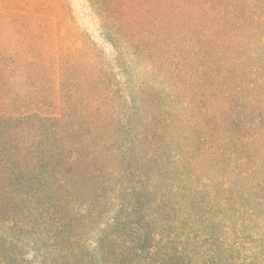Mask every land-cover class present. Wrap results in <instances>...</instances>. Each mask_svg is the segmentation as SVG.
Returning a JSON list of instances; mask_svg holds the SVG:
<instances>
[{
	"label": "rangeland",
	"instance_id": "obj_1",
	"mask_svg": "<svg viewBox=\"0 0 264 264\" xmlns=\"http://www.w3.org/2000/svg\"><path fill=\"white\" fill-rule=\"evenodd\" d=\"M66 1L67 20L56 21V28L68 36L63 44L70 43L71 50L87 51L75 55V66L69 65V54L63 57V93L57 96L51 90V99L32 108L44 115L63 114L52 123L59 131L48 134L54 162L61 156L79 159L59 172L52 162L36 167V174L44 177L31 184L22 180L17 159L7 155L0 176V259L7 264H68L67 250L92 245L96 253L100 248L134 252L143 260L157 235L159 255L167 254L177 264L189 260L177 253L182 247L196 257L199 232L218 244L224 241L222 252L228 256L258 264L264 247V208L258 206V196L264 194V166L258 170V160L264 163V140L236 145L239 128L228 132L220 124L210 131L207 123L211 115L219 121L234 116L251 124L257 119L264 127V22L258 19L263 0H257L255 17L249 19L248 30H240L236 47L212 56L214 61L225 59L230 74L217 76L212 87L203 89L196 77L172 75L163 60L152 64V53L137 52L127 42L108 43L97 33L84 1ZM248 11L254 13L250 7L242 13ZM144 27L143 22L136 32L143 33ZM193 35L200 43L197 33ZM138 37L148 45L147 38ZM182 43L175 39L174 45ZM188 66L195 68L197 62ZM83 78L82 90H69L70 79ZM239 81L243 86L238 87ZM250 82L255 87L246 88ZM227 87L241 90L228 105L235 108L240 100L247 114L236 113V108L229 112L224 101L214 102L206 94L221 97ZM201 107L207 118L196 114ZM31 123L25 125L29 133L16 135V143L33 141ZM229 152L235 156L229 159ZM122 209L134 215L129 222L139 225L119 220L125 216ZM199 215L219 217L218 223L207 226ZM140 231L149 236L146 246L138 241Z\"/></svg>",
	"mask_w": 264,
	"mask_h": 264
},
{
	"label": "trees",
	"instance_id": "obj_2",
	"mask_svg": "<svg viewBox=\"0 0 264 264\" xmlns=\"http://www.w3.org/2000/svg\"><path fill=\"white\" fill-rule=\"evenodd\" d=\"M83 1L85 10L94 21L97 33L102 39L112 45L122 42L131 43L137 52L152 53L156 56H151L152 64L163 60L165 65H169L172 75L182 77L184 74V76L190 75V78L196 77L198 87L202 89L207 86L212 87L217 76L223 73L230 74L225 59L214 61L212 56H223L224 49L236 47L241 36L240 30H248L247 23L249 19L255 17L257 12V0ZM245 7L252 8L254 13L252 11L242 13ZM68 10L69 5L66 0H0V176L3 175V168L9 157L17 159L16 161L21 164L20 170H23L22 180L31 184L41 182L44 177V173L36 174L34 170L36 167L43 169L52 162L55 166L57 165L59 172L64 171L79 159L75 156H61L57 162H54L53 158L56 155L48 151L49 147L53 146L48 134L50 130L56 133L59 131L58 126H52V123L58 121L57 118L63 114L44 115L41 109L32 108L38 102L51 99V90H55L57 96L63 93L64 84H67L62 69L63 57L69 54L67 57L69 65L75 66L77 65L75 55L87 51L83 50L85 47L71 50L70 43L63 44L68 36L57 30L56 21L67 20ZM258 19L264 22V13L259 15ZM143 22L146 27L140 34L149 40L148 45L141 41L138 37L140 34L136 32V27ZM194 32L197 33L200 43L194 42L192 37ZM156 39L159 44L155 42ZM175 39L183 41L181 47L174 45ZM202 43L207 45V49L201 48ZM158 50H160L159 56L156 55ZM186 51H188L187 54ZM191 61L197 62L195 68L188 66ZM88 66L94 67L91 58L88 59ZM70 80L69 90L73 93L79 86V90L85 87V82L83 86L80 85L84 78ZM238 84H240L238 87L243 86L240 81ZM245 87L253 88L255 83L250 82ZM228 90L226 89L221 97L215 93L207 92L206 94L214 102L224 101L229 112L236 108V113L247 114V107L244 104L239 105L240 100L235 108L227 103L232 95L239 94L241 90L239 88L234 91L230 88ZM194 96L191 99H194ZM201 108L200 111L196 110V114L207 118V110ZM208 119H210L207 123L210 131L220 124L226 126L228 132L239 128V131H236L238 133L235 139L236 145L241 143L255 145L257 138L258 142L264 140V127L258 126L257 119L252 123L253 125L234 116H227L228 120L223 121H219L216 115H211ZM29 121H32L31 125L35 127L31 132L33 141H28L26 145L16 143L15 137L19 132L29 133L25 129ZM42 122L49 125L39 124ZM40 139L43 142L36 143V140ZM202 141L201 146L205 150L206 139ZM233 154L235 153L229 152L227 157L230 159L231 156H235ZM263 166L264 163L258 160V170ZM60 182H63V179H60ZM64 183H67L66 179ZM258 206L264 208V194L258 196ZM122 210L125 216L120 217L119 220L128 225H139L138 222H129L134 215ZM183 214L184 212L182 216ZM199 217L207 226L215 225L219 218H207L202 215ZM182 229L181 233L185 232V229ZM139 233L138 241L146 246L149 236L142 231ZM197 234L199 235L195 237L194 245L197 250L196 257L195 253L191 254L192 252L189 253L182 247L177 253L183 257L186 256L189 260L184 258L185 261L177 264H245L243 260L222 252L226 246L224 241L218 244L211 235L199 232ZM159 239L160 237L156 235L154 242L157 243L147 245L149 246L148 257L143 260L134 252L118 254L116 251H105L100 248V253H96L97 247L92 248V245L84 249L73 246L67 250L68 264H172L167 254L159 255ZM102 241L103 244L107 242ZM128 243L131 244L129 241ZM7 261V259L5 261L0 259V264H7ZM258 264H264V247L258 255Z\"/></svg>",
	"mask_w": 264,
	"mask_h": 264
}]
</instances>
